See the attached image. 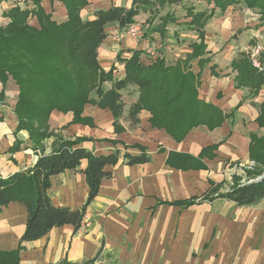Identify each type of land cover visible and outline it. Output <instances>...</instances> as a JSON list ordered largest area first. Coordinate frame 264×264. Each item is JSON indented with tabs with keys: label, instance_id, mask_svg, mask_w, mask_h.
<instances>
[{
	"label": "crops",
	"instance_id": "obj_1",
	"mask_svg": "<svg viewBox=\"0 0 264 264\" xmlns=\"http://www.w3.org/2000/svg\"><path fill=\"white\" fill-rule=\"evenodd\" d=\"M13 1L1 4L5 12L13 8ZM20 1L29 9L35 7L31 0ZM87 1L88 6L81 11L84 22L94 20L99 10L129 9L133 4V0ZM155 1H151L156 7L153 9L159 14L157 9L162 8ZM236 5L223 12L214 7L202 10L213 16L202 30L203 39L189 29L195 33L191 42H183V25L188 28L191 19L183 20L182 13L179 18L170 8L162 12L163 17L169 13L177 20L168 22L162 32H149L163 26L160 17L159 24L155 20L146 25L149 31L141 39L121 36L123 30L117 24L107 26V37L98 50V62L105 72L113 69L115 79H124V60L130 59L133 51H142L141 59L147 65L158 58L167 66L180 65L185 73L193 75L198 99L220 112L222 123L214 128L198 125L178 140L165 128L154 127L151 112L143 110L133 126L129 111L138 99L134 87L121 91L124 111L118 121L111 110L90 104L85 106L81 123H73L72 113L53 111L49 126L55 135L68 140L87 139L82 146L93 154L119 151L121 158L116 166L107 167L111 178L102 182L97 197L86 208L88 225L77 233L71 225L54 228L43 238L24 243L20 264H56L63 260L79 264H264V199L254 206L238 207L220 197L235 185L260 180L262 176L255 173L264 169V86L257 93L238 87V72L233 66L249 58V47L264 46L259 10L245 5L257 18L237 29L250 42H207L210 23L231 14L229 8ZM41 8L58 24L68 20L67 8L59 0H42ZM154 10L141 7L135 21L153 17ZM1 18L0 23L4 22ZM30 24L39 28L35 16H30ZM199 46L202 53L195 56ZM106 84L110 89L111 84ZM3 88L0 83V94ZM18 94V86L10 80L5 100L0 101V174L5 179L31 169L41 156L29 132L17 130L14 107ZM53 141L50 138L44 142L46 154L52 151ZM143 150L151 157L149 163L124 164L126 152L137 156ZM171 154L189 156L194 161L184 169L175 167L169 164ZM87 165L83 161L77 170L52 177L50 197L55 206L85 207L89 196ZM189 201L195 204H176ZM27 218V208L21 203L2 209L0 250L19 247Z\"/></svg>",
	"mask_w": 264,
	"mask_h": 264
},
{
	"label": "trees",
	"instance_id": "obj_2",
	"mask_svg": "<svg viewBox=\"0 0 264 264\" xmlns=\"http://www.w3.org/2000/svg\"><path fill=\"white\" fill-rule=\"evenodd\" d=\"M35 7L22 10L12 8L4 15L11 22L0 27V82L5 87L10 78L19 88L14 112L19 120L18 131L27 130L41 156L31 169L15 173L9 178L0 174V213L11 203L23 204L28 211L26 230L20 245L13 251L0 250V264H20L24 243L37 241L54 228L71 225L77 233L84 221L87 206L97 197L101 184L111 178L109 166L120 162L121 153L95 155L82 145L84 138L68 140L50 131L49 119L55 110L74 115L73 123L83 122L86 105H96L113 112L116 121L123 115L124 105L121 91L134 87L137 101L131 106L129 118L132 125L139 122L138 115L148 110L154 127L165 128L174 138L184 139L194 127L205 124L210 128L222 123V115L212 105L198 99L195 79L185 73L180 65L167 66L158 58L147 65L141 59L142 51H133L130 59L124 60L126 76L115 79L113 69L105 72L98 62V50L107 37L109 24H117L121 30L135 23L140 12L151 9L150 0H133L131 8L113 7L99 10L94 20L84 22L81 11L88 6L87 0H59L67 8L68 20L58 24L41 8L42 0H31ZM164 0H156L160 5ZM214 10L223 12L228 7L243 3L260 12L264 24V0H209ZM165 6H161L164 9ZM215 12V11H214ZM30 16L38 20L39 28L29 24ZM213 14L190 9L187 18L188 29L196 30L201 39L202 31ZM176 21L167 13L163 26L149 32H162L166 24ZM202 46L193 53H202ZM264 59V54H263ZM120 60V58H119ZM238 72V87L257 93L264 86V72L253 67L249 58L233 64ZM106 83L111 84L107 89ZM4 93V94H3ZM54 138L52 151L45 153L44 142ZM127 149V148H126ZM124 164L135 166L147 164L151 157L143 150L137 156L125 153ZM257 163L258 158L254 159ZM83 161L88 165L85 171L89 185V196L83 209L55 206L50 197L51 179L70 170H77ZM194 158L171 154L169 164L187 168ZM264 167V161L261 160ZM255 175L262 178L243 185H235L220 197L231 200L238 207H250L264 199V169ZM191 206L194 201L176 203ZM94 262H84L90 264ZM56 264H79L63 260Z\"/></svg>",
	"mask_w": 264,
	"mask_h": 264
},
{
	"label": "rangeland",
	"instance_id": "obj_3",
	"mask_svg": "<svg viewBox=\"0 0 264 264\" xmlns=\"http://www.w3.org/2000/svg\"><path fill=\"white\" fill-rule=\"evenodd\" d=\"M3 2H4V0H0V4H2ZM16 2H17V0L13 1V4H12L13 8L16 7L15 6ZM161 6H165L164 7L165 9L162 8L161 11L159 9H157V12H159V14H156V11L153 9V8H156L154 6L151 8L152 10H154L153 17H149V19H147V20L146 19H139L138 22L143 23L145 25V27H147L146 26L147 24H151V23L153 24L155 20L158 23L159 19H161L160 17L164 18L163 17L164 15H162L163 14L162 12H164V13L167 12L166 11L167 8H170V10L171 9L175 10V13L177 14L178 17L180 16L179 14L182 13L183 14V20H185L187 18L186 16L188 14V11L191 8L196 10V11L211 10L214 7V3L210 2L209 0H164L161 3ZM3 10H4L3 13L0 12V16L3 17L1 19H4L3 20L4 22L0 23L1 24L0 27L5 28L11 22V20L4 15V13L6 14V12H5L6 10L5 9H3ZM228 12L231 14H229V15L227 14L228 16L224 15L222 17H216L215 21H213V23H210V27H209V31H208L209 34L207 35V42H250L249 37L248 36L247 37H241L243 34H241V33L238 34L237 29L240 26H244L247 23V21H249L250 23H254L253 19L257 18V17H255L253 15L254 13H252V11L249 12L243 3H239L236 6L229 8ZM181 17L182 16H180L179 18H181ZM229 18H230V20H229ZM29 24H30V20H29ZM148 31L149 30L146 29L145 34ZM233 34H236V37H233ZM194 35H195V33L193 31H190L187 27H185V25H183V42L193 41L195 39ZM250 49H252V47H249V50ZM10 80L13 81V79H11V78H10ZM1 84H3V83H1ZM4 100H5L4 97L2 98V95H0V101L2 102ZM10 100L14 101V98H11Z\"/></svg>",
	"mask_w": 264,
	"mask_h": 264
},
{
	"label": "built area",
	"instance_id": "obj_4",
	"mask_svg": "<svg viewBox=\"0 0 264 264\" xmlns=\"http://www.w3.org/2000/svg\"><path fill=\"white\" fill-rule=\"evenodd\" d=\"M23 3V4H22ZM16 7L21 8L22 10L29 9V5L27 6L25 2L18 0L15 3ZM15 7V8H16ZM31 9V8H30ZM3 11V8L1 7L0 4V12ZM3 13V12H2ZM145 25L141 22H136L128 26L123 32L120 34L121 36H126L130 37L132 39H141L144 38L145 36ZM263 54H264V46L257 44L252 47V49L249 50V59L256 69H258L260 72H264V59H263ZM82 223V227H86L88 225L87 220H85Z\"/></svg>",
	"mask_w": 264,
	"mask_h": 264
}]
</instances>
